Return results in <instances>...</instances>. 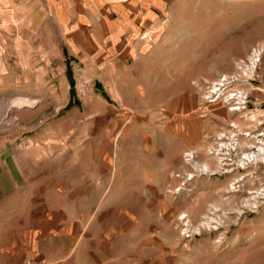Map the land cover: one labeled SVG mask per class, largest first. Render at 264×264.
Returning a JSON list of instances; mask_svg holds the SVG:
<instances>
[{
  "label": "rangeland",
  "instance_id": "1",
  "mask_svg": "<svg viewBox=\"0 0 264 264\" xmlns=\"http://www.w3.org/2000/svg\"><path fill=\"white\" fill-rule=\"evenodd\" d=\"M222 77L245 111L206 102ZM0 83V134L70 116L74 185L103 186L71 264H264V165L238 163L264 113V0H0Z\"/></svg>",
  "mask_w": 264,
  "mask_h": 264
},
{
  "label": "crops",
  "instance_id": "2",
  "mask_svg": "<svg viewBox=\"0 0 264 264\" xmlns=\"http://www.w3.org/2000/svg\"><path fill=\"white\" fill-rule=\"evenodd\" d=\"M34 115L21 112L17 126L0 134V264H71L90 241L85 231L99 228L98 216L87 220L90 212L102 215L108 204L98 180L88 186L81 174L74 177L83 164L72 158L70 116L40 126L28 121ZM103 145L96 165L113 167L115 181L118 165L105 163Z\"/></svg>",
  "mask_w": 264,
  "mask_h": 264
},
{
  "label": "built area",
  "instance_id": "3",
  "mask_svg": "<svg viewBox=\"0 0 264 264\" xmlns=\"http://www.w3.org/2000/svg\"><path fill=\"white\" fill-rule=\"evenodd\" d=\"M230 82L229 78L222 77L217 82L211 84L207 92H205V100L209 104L216 101H222L227 107L228 112H243L247 108L248 95L244 90L230 88ZM255 118H258L255 131L251 133L247 130L241 133L245 140L244 147L248 151L241 153L238 159H242L246 155H252L256 158V163L264 165V113L257 112ZM229 127L235 129L233 124H230ZM222 145L223 143L218 146L219 150L224 149ZM225 145L230 146L228 150L229 152L225 153V160L228 162L230 161V155L238 146L236 138L233 137V135L230 136ZM259 157L262 160H260Z\"/></svg>",
  "mask_w": 264,
  "mask_h": 264
},
{
  "label": "bare ground",
  "instance_id": "4",
  "mask_svg": "<svg viewBox=\"0 0 264 264\" xmlns=\"http://www.w3.org/2000/svg\"><path fill=\"white\" fill-rule=\"evenodd\" d=\"M259 55H258V53L256 54V55H254L253 56V58H252V62H251V67H250V70H253V68H254V66L256 65V60L254 59L255 57H258ZM11 102H10V104H9V106L7 107V109L6 110H8V108L11 106ZM236 127V126H235ZM223 147L225 148V150L227 151L226 153H228L229 151V148H230V146L229 145H223ZM219 151V153H220V150H218ZM192 154V153H191ZM226 154L224 153V154H222L221 155V153H220V156L221 157H223V156H225ZM188 158V160L187 161H191L192 159H193V156H191V155H188L187 156ZM260 158V157H259ZM255 157H253L252 155H246V156H244L242 159H238V163H239V165H240V167L242 168V169H244L247 165H249V163L250 162H252L253 164H255L256 165V162H255ZM260 160H262L261 158H260ZM223 161H226V160H223ZM200 171L201 172H210V168L207 166V165H203L201 168H200ZM261 197H264V194H260L259 192H256L255 194H254V196L251 198V200L253 201V204H257L258 203V199H260ZM252 201H248V203H251Z\"/></svg>",
  "mask_w": 264,
  "mask_h": 264
}]
</instances>
